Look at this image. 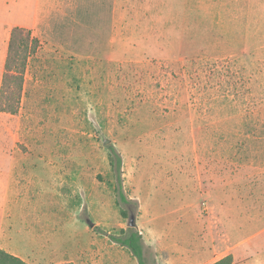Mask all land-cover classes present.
Returning <instances> with one entry per match:
<instances>
[{"label":"rangeland","instance_id":"374dc122","mask_svg":"<svg viewBox=\"0 0 264 264\" xmlns=\"http://www.w3.org/2000/svg\"><path fill=\"white\" fill-rule=\"evenodd\" d=\"M41 11L0 19V79L13 27L40 40L19 113L0 112L9 160L39 169L9 175L0 250L27 264H139L112 239L131 216L151 264H213L219 255L206 248L225 229L249 253L261 248L264 212L245 198L257 184L246 179L260 133L256 54L241 51L258 38L228 22L239 10L223 0H84ZM229 29L235 36H223ZM111 146L123 158L121 191ZM23 187L28 196L14 192Z\"/></svg>","mask_w":264,"mask_h":264},{"label":"crops","instance_id":"0c3cea01","mask_svg":"<svg viewBox=\"0 0 264 264\" xmlns=\"http://www.w3.org/2000/svg\"><path fill=\"white\" fill-rule=\"evenodd\" d=\"M83 1L84 0H0V19L7 20L8 16L19 14L20 20L27 19L22 17L24 15H27L28 18L33 20H41L44 18L42 16L44 15V12L41 11V6L56 4L74 5ZM95 2H97V0H95ZM113 2L115 4H119L120 0H111V3ZM223 5H225V7L231 8V11L238 9L240 12L239 16H231L228 20L229 23L233 24L234 26H238V29L243 31H250L251 28H254L252 30H255V34L258 38L257 45L255 46L254 50L249 47L241 49V51L254 52L256 54L257 71L255 114L256 126L260 133L257 139L258 157L255 163L254 174L246 176V179H255L257 184L254 185V188L251 189L245 198L251 201L250 203L253 206L252 211H255L258 217L261 215V212H264V0H223ZM233 30L234 29L226 30L223 36H235L232 33ZM211 35L219 36L218 34L214 33ZM230 52H232V49H230ZM3 73L4 69L0 79V91ZM27 161L28 159L24 158H13L9 160L6 143L2 144L0 141V201L2 197H4V203L7 204V197L9 195V175L12 176L15 173H19L20 175L25 176V173L28 175H33L39 172V169L36 168L26 169L25 165L28 163ZM8 163L14 166L8 168ZM14 192H16V194L22 193L27 196L29 194V190L24 187L22 189H14ZM35 209L36 212H38V207ZM218 219L221 220V218ZM30 232L35 233V230L32 229ZM227 232L228 231L225 229V233H221V240L217 239L215 232V239L210 241L206 248L208 257H215L219 255L217 260H220L226 255H232L234 258V264H264V242L261 244V248H259L257 251L254 253H249V249L244 248L246 242H233V240H230L229 242L226 239L227 235L229 236ZM34 233H32V235H34ZM216 239L220 242H216Z\"/></svg>","mask_w":264,"mask_h":264},{"label":"trees","instance_id":"16d2710c","mask_svg":"<svg viewBox=\"0 0 264 264\" xmlns=\"http://www.w3.org/2000/svg\"><path fill=\"white\" fill-rule=\"evenodd\" d=\"M39 48L40 40L33 35L31 30L24 27H14L12 29L0 91V112H7L11 115L19 113L28 62ZM109 156L111 168L119 182V191H121L123 158L114 146L110 147ZM119 195L124 203H128V199L122 192ZM121 213L123 216H127L126 210H122ZM112 239L128 248L139 264H151L146 258L143 236L136 227L121 230L120 236H113ZM233 262V256L229 255L213 264H233ZM0 264L27 263L0 250Z\"/></svg>","mask_w":264,"mask_h":264},{"label":"water","instance_id":"95a60500","mask_svg":"<svg viewBox=\"0 0 264 264\" xmlns=\"http://www.w3.org/2000/svg\"><path fill=\"white\" fill-rule=\"evenodd\" d=\"M136 224H137V222H136V218H135V216H131V218H130V222H129V226H130V227H135Z\"/></svg>","mask_w":264,"mask_h":264}]
</instances>
